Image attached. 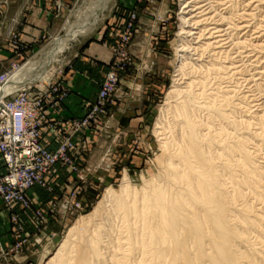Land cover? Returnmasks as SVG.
Here are the masks:
<instances>
[{
    "label": "bare ground",
    "instance_id": "bare-ground-1",
    "mask_svg": "<svg viewBox=\"0 0 264 264\" xmlns=\"http://www.w3.org/2000/svg\"><path fill=\"white\" fill-rule=\"evenodd\" d=\"M182 1L178 79L154 175L142 188L125 177L108 189L47 264H264V0ZM60 40L9 89L44 72Z\"/></svg>",
    "mask_w": 264,
    "mask_h": 264
},
{
    "label": "rangeland",
    "instance_id": "rangeland-1",
    "mask_svg": "<svg viewBox=\"0 0 264 264\" xmlns=\"http://www.w3.org/2000/svg\"><path fill=\"white\" fill-rule=\"evenodd\" d=\"M9 1L0 0V24L3 20V2ZM182 2L72 0L57 19V34L48 36L45 43H23L19 33H13L7 40L9 43H0L1 74L15 63L28 62L24 69L36 68V63L44 61L42 58H46V53L52 45L60 43L61 38L66 39L56 60L39 74L42 76L37 74L33 80L24 81L19 86L32 85L33 91L37 92L38 89H46L49 84L56 83L60 91L57 97H54L56 101L62 94H66L62 101H57V106H54L55 102L51 103L54 107L50 109V121L42 131V144L45 130L61 137L57 145L60 146L72 135V131L65 126L67 121H82L87 116L94 115L91 124L73 138L75 151L70 154L73 166L58 165L47 177V188L34 187L28 192L32 203L31 210L15 209L9 212L5 209L10 215L11 233L5 244L2 240L0 243L7 251L16 249L20 242L16 234L21 232V228L23 235L30 238L25 246L20 248L18 255L10 254L12 264H47L65 242L77 221L90 218L96 211L108 189L118 190L125 177L133 186L142 188L144 181L154 175L155 163L158 162L156 160L163 155L164 136L158 127L166 122L164 110L178 79L177 70L181 60L178 57L181 56L182 46ZM104 3L103 10L99 11L100 5ZM262 4L260 9L264 11ZM192 5L198 9L197 6L205 8L207 4L204 0H193ZM254 7L255 3L252 8ZM252 8L251 10L256 11ZM91 19L96 21L93 29L87 33L85 30L79 33V29H85L87 26H82L83 21ZM252 26L254 22L251 23ZM253 28L249 29V36L253 34L251 37H256ZM70 29H73V34L77 33V36L67 38ZM91 43L104 44L111 50L112 58L107 64V72L94 99L85 102V115L58 122L52 119L51 115L61 108L72 94L66 79L74 67L71 59L81 46ZM135 45L136 49L133 51ZM192 46L195 47L194 43ZM191 49H188L190 52L187 57L197 60L198 56ZM2 51L11 56L4 60L5 53ZM112 73L117 76V83L113 93L102 102V113L98 115L95 111L99 96ZM167 121H170V118ZM117 123L118 125H115ZM106 142L111 146L108 153H105V150L100 151L101 145ZM34 191L41 192L40 199H34L31 195ZM39 211L50 223H39L36 215ZM24 217L28 218L31 230L24 224ZM73 246L74 249L83 250L81 242L73 243Z\"/></svg>",
    "mask_w": 264,
    "mask_h": 264
},
{
    "label": "built area",
    "instance_id": "built-area-1",
    "mask_svg": "<svg viewBox=\"0 0 264 264\" xmlns=\"http://www.w3.org/2000/svg\"><path fill=\"white\" fill-rule=\"evenodd\" d=\"M27 64L28 62L15 63L0 74V161L3 167V173L0 174V199L9 212L15 209L31 210L32 203L28 192L34 187L47 188V177L58 165L73 166L70 155L75 151L73 138L85 130L94 119V115L91 114L82 121H67L65 126L72 131V135L55 149L44 146L42 131L50 121L49 111L57 106V101H62L66 94H62L56 101L54 97L60 92L56 83L49 84L46 89H38L37 92L33 91L32 85L9 89ZM116 83L117 76L114 73L110 74L99 96V104L95 111L98 115L102 109V102L113 93ZM53 102L55 104L51 106ZM98 118L99 116L97 121ZM36 215L40 224L50 223L49 219L43 217L41 211ZM20 230L23 231L22 228ZM21 232L16 234L20 241L16 249L7 251L0 243V264H12L10 254L18 255L20 248L30 239Z\"/></svg>",
    "mask_w": 264,
    "mask_h": 264
},
{
    "label": "crops",
    "instance_id": "crops-1",
    "mask_svg": "<svg viewBox=\"0 0 264 264\" xmlns=\"http://www.w3.org/2000/svg\"><path fill=\"white\" fill-rule=\"evenodd\" d=\"M71 1L10 0L9 3L3 2L0 43H9L7 40H9L13 33H19L23 43L36 45L45 43L48 36L51 37L57 34L59 29L57 19ZM135 49L136 45L133 47V51ZM3 53H5L4 60H7L6 57L11 56L6 51ZM111 58V50L101 43H91L79 48L78 52L71 59L74 67L66 77L69 81L67 84L68 87L70 86L72 94L65 104L51 115L52 119L64 122L70 118H81L85 115L84 104L86 101L94 99L99 85L107 72V64ZM115 125H118V123ZM60 140L61 137L59 135L50 134L48 130L44 131L43 144L45 146L55 149ZM110 148L111 146L106 142L101 145L102 150L100 151L105 150V153H108L111 150ZM2 173L3 167L0 161V174ZM31 195L34 196V199H40L41 192L34 191ZM22 220L29 227L30 222L28 218L24 217ZM10 228V215L0 201V240L4 244L11 233Z\"/></svg>",
    "mask_w": 264,
    "mask_h": 264
},
{
    "label": "water",
    "instance_id": "water-1",
    "mask_svg": "<svg viewBox=\"0 0 264 264\" xmlns=\"http://www.w3.org/2000/svg\"><path fill=\"white\" fill-rule=\"evenodd\" d=\"M1 68V67H0Z\"/></svg>",
    "mask_w": 264,
    "mask_h": 264
}]
</instances>
